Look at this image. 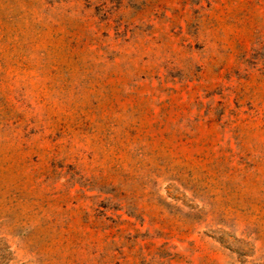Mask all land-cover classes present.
<instances>
[{
	"label": "rangeland",
	"instance_id": "1",
	"mask_svg": "<svg viewBox=\"0 0 264 264\" xmlns=\"http://www.w3.org/2000/svg\"><path fill=\"white\" fill-rule=\"evenodd\" d=\"M0 264H264V0H0Z\"/></svg>",
	"mask_w": 264,
	"mask_h": 264
}]
</instances>
